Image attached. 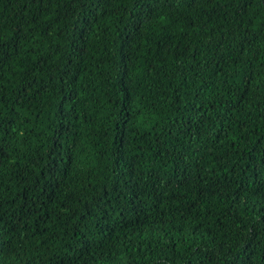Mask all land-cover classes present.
<instances>
[{"label": "trees", "instance_id": "16d2710c", "mask_svg": "<svg viewBox=\"0 0 264 264\" xmlns=\"http://www.w3.org/2000/svg\"><path fill=\"white\" fill-rule=\"evenodd\" d=\"M0 264H264V0H0Z\"/></svg>", "mask_w": 264, "mask_h": 264}]
</instances>
